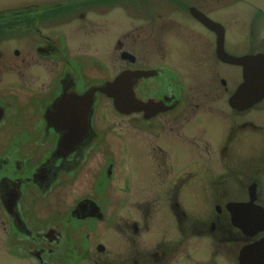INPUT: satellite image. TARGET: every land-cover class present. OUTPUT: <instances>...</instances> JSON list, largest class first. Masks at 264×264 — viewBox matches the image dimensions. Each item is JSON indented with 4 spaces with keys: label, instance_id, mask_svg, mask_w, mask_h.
I'll list each match as a JSON object with an SVG mask.
<instances>
[{
    "label": "flooded vegetation",
    "instance_id": "1",
    "mask_svg": "<svg viewBox=\"0 0 264 264\" xmlns=\"http://www.w3.org/2000/svg\"><path fill=\"white\" fill-rule=\"evenodd\" d=\"M0 26L8 27L0 34V88L6 89L0 127L24 114L37 142L50 144L34 164L16 140L0 154V249L34 264H147L136 247L124 257L100 256L111 230L126 248L149 227L148 207H139L134 220L127 209L106 204L123 199L122 187L112 200L73 193L65 213L59 205L68 187L61 181L88 162L96 143L109 150L97 176L110 186L116 174L109 137L94 127L95 106L105 96L95 93L90 138L69 152L58 151L62 131L47 119L64 91L83 93L123 72L140 74L134 95L154 102V116L134 114L154 137V146H145L154 154L159 192L154 264H239L243 247L264 241V96L255 101L248 88L244 99H233L242 66L227 57L264 54L260 10L241 0H83L0 14ZM78 45L87 48L84 54ZM5 74L16 80L3 83ZM92 76L98 77L87 80ZM53 186L56 200L42 202ZM32 188L42 202L36 226L26 215Z\"/></svg>",
    "mask_w": 264,
    "mask_h": 264
},
{
    "label": "rangeland",
    "instance_id": "2",
    "mask_svg": "<svg viewBox=\"0 0 264 264\" xmlns=\"http://www.w3.org/2000/svg\"><path fill=\"white\" fill-rule=\"evenodd\" d=\"M67 27L69 28V26H65V28ZM7 32V26H0V34H6ZM20 37L18 36L17 39ZM8 40L13 41L14 38L10 37ZM10 44H12L13 47H17L19 45L17 41H13ZM77 49L80 55L84 54L82 51L87 50L86 47L82 48L80 45H78ZM4 53L5 52H3V55H5ZM4 58L6 59L7 57ZM96 77L98 76L89 77L87 80L90 78L96 80ZM13 80H16L14 75L5 74L2 82L4 83ZM4 91H6V89L0 88V94L4 93ZM22 93L23 92L21 91L20 94L22 95ZM23 115L24 114H22V116L20 114L19 116L13 115L10 117L11 121H9V119L4 121L3 125L0 127V154L6 152L10 147V143H12L13 140H16L18 142L20 153L25 154L26 156H31V162L34 164L39 159L40 154L48 150V146H50V144H41L37 142L36 132L33 126L30 125L32 119L23 117ZM19 117H22L20 127L15 126L13 123L15 118L19 120ZM94 127L103 135L105 134V140L109 137L108 139L110 141V145L112 144V151L115 152L117 158L112 154V156L108 157V160L112 163L115 161L117 162L115 164L116 174L114 175L113 180H111L110 186H108L107 180L103 183L101 180L103 177L97 176V173L99 172L97 169L101 165L98 161L104 159L106 156H104V153H107L109 150L106 147V142L102 141L96 143L90 150H93L92 152L94 155L88 158V162L76 170L75 174L70 175L71 177L64 178L61 181L62 184H67L68 186V190L64 189L65 191L62 192L64 193L63 200L59 204L62 208L61 212L63 211L65 213V209L70 208V205L72 204L71 195L73 193H80L77 195V199L81 197L82 193H85L86 195L83 196L90 195V197H92L98 195L100 196V199L104 201L103 198L106 200H112L110 197L114 194H118L120 190L119 186L120 188L122 187L123 190L121 192L123 193V199L119 196L115 200H112V202H106V204L110 205L109 208L111 210L113 208L112 211H115V209H127L134 220H137L139 216V207L142 209L143 207H148L150 209L148 217L149 227L143 228L138 235H135L133 238L135 244H133V241L130 240V243L126 248L122 245L118 237H116L117 234L111 230L112 235H110V240L108 241V251L105 255L100 256H102L103 259L104 256L105 259H115L116 257L123 256L124 252H129L131 249L133 250L136 247L139 251H141L143 259H147V264H154V195H158L159 192L158 190L156 191V187L154 185V167L152 166V163L154 162V154H147V147L154 146V137L151 136L152 134L149 129L141 127L140 117L138 115L133 114L129 116H120L113 109L111 101L103 96H99V101L96 105ZM122 137H125V139L122 140L123 145L118 144V141H120ZM116 145L119 148V151ZM120 145L122 146L119 147ZM104 147L106 148L105 151H103ZM91 153L89 155H91ZM101 153H103V155L102 157H99V154L101 155ZM97 157L100 159L96 160ZM94 169L95 171L93 172ZM161 188L162 187H159L158 189ZM56 189L57 186H53L52 190L49 192L50 195L44 196L42 198V202L46 201L52 204L53 199L56 200V198L51 195V193H55ZM93 191L96 193L91 194ZM124 201L126 203H124ZM40 202L41 198L32 188L31 199H29V207L26 208L27 219L30 221L31 226L38 225L37 221L39 215L37 214L38 211L36 205ZM195 204L196 202L194 201L190 203L191 208H193L192 206H195ZM193 211L198 213V208L191 210V217L194 216L192 215ZM68 233L69 229L66 230L65 234L68 235ZM198 253H200L199 250H197V254ZM31 261L32 260L25 262L18 261L15 258L10 257L6 251L0 249V264H34V261Z\"/></svg>",
    "mask_w": 264,
    "mask_h": 264
},
{
    "label": "water",
    "instance_id": "3",
    "mask_svg": "<svg viewBox=\"0 0 264 264\" xmlns=\"http://www.w3.org/2000/svg\"><path fill=\"white\" fill-rule=\"evenodd\" d=\"M79 0H0V13L17 11L29 7L59 4ZM264 14V0H242ZM234 63L242 66L243 82L237 88L234 98L244 99L248 88H254L255 101L264 96V54L251 58L227 56ZM140 74L123 72L111 82L96 86L83 93L64 91L53 103L52 110L47 114L49 125L62 134L58 140L59 152H69L91 136V116L95 102V92L100 91L113 101L114 108L122 114L144 112L145 118L154 116V102H142L133 91L134 80ZM231 211V207L228 206ZM264 241L255 247L245 246L240 250L239 264H264Z\"/></svg>",
    "mask_w": 264,
    "mask_h": 264
}]
</instances>
